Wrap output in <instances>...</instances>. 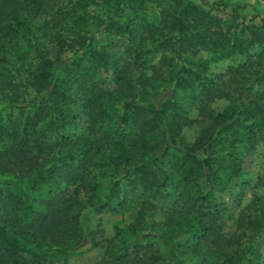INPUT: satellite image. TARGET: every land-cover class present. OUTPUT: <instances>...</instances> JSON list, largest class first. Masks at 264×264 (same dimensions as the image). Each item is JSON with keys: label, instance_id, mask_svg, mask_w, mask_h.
Masks as SVG:
<instances>
[{"label": "trees", "instance_id": "1", "mask_svg": "<svg viewBox=\"0 0 264 264\" xmlns=\"http://www.w3.org/2000/svg\"><path fill=\"white\" fill-rule=\"evenodd\" d=\"M148 4H156V17ZM91 19H100L103 42L90 32ZM232 23L194 0H0V140L9 139L0 146V264H69L91 244L83 211L113 210L122 184L141 189L132 233L156 201L167 202L157 235L164 249L152 234L128 242L118 230L87 264H207L186 259L207 250L220 264L251 261L264 238V194L241 207L243 188L230 205L217 187L241 177L235 143L248 151L264 144V23L238 32ZM169 49L174 57L164 55ZM197 49L212 61L243 60L228 66L226 78H210L206 61L195 69L181 61ZM170 65L175 71L165 75ZM158 80L165 87L157 93ZM177 88L196 89L197 119L180 107ZM220 99L227 105L215 111ZM14 109L20 119L11 122ZM203 120L192 143L179 137ZM222 155L231 158L228 172L213 166ZM100 177H108L104 195ZM234 207L241 208L226 234L222 221Z\"/></svg>", "mask_w": 264, "mask_h": 264}, {"label": "rangeland", "instance_id": "2", "mask_svg": "<svg viewBox=\"0 0 264 264\" xmlns=\"http://www.w3.org/2000/svg\"><path fill=\"white\" fill-rule=\"evenodd\" d=\"M196 4H198L201 8L209 11L211 16L220 20L222 24H234L233 31H239L243 27L253 26V25H261L264 23V17H262L263 3L262 0H194ZM149 12L153 17H156V4H148ZM94 7V6H93ZM92 7V8H93ZM99 17V16H98ZM107 14L103 15L105 19ZM100 19H91L89 22V30L94 36L102 40H105V36L100 27ZM225 25H223L224 28ZM213 30H216L213 27ZM173 50L169 49L164 53L167 57H174L175 54L172 52ZM162 53L156 52L152 57L151 61L147 63V67L161 57ZM183 58L181 59L182 63L190 68H196V66H200V64L204 61L207 62L205 67V73L210 77L214 78L216 74H222L225 77V71L229 65H235L241 60H243L242 56H234L232 59L227 60H218L212 61L210 59V53L197 49L193 52H186ZM177 59L173 60V63H179ZM147 73L150 74L149 68L147 69ZM145 70V71H146ZM165 75H169L175 69L170 66H164L161 70ZM137 76V73L135 74ZM106 76V77H105ZM106 78V88L108 90L114 89V84L112 82V78L106 74L104 75ZM226 78V77H225ZM153 91L161 92L165 87V84L161 82V80L155 81L153 86ZM195 88L188 89H176V100L178 101L180 107L184 111V113L190 119H197L198 113L196 109V105L198 104V100L195 99ZM33 94L30 92V96ZM227 105V101L220 99L216 100L211 104V107L215 111L222 110ZM20 114L18 109H14V114L12 116L11 122L19 121ZM1 123V122H0ZM208 120H203L202 122H194L189 126H186L182 129L180 138L185 143H192L195 139L199 128L203 125H206ZM162 137V130L153 132L149 135V140L151 144H158ZM3 144H9V139L2 138L0 140V146ZM221 145L224 148H227L225 141L221 142ZM235 159L240 161V166L242 168L241 177H237L232 179V182L229 184H219L218 191L220 198L222 200H226L230 205L234 202L239 189L243 188L245 191V196L242 199L241 207L248 204L253 194H264V187H258L254 189L257 179L259 177L264 180V144L259 143L253 151H248L247 147L243 145V143L237 142L235 143ZM174 152V151H173ZM174 154H178L174 152ZM172 159L171 156L164 157V163L166 166H169L168 161ZM230 157L225 155L220 156L213 162V166L218 170H222V172H228L229 169L227 166L230 164ZM242 180L248 181V185L242 186ZM100 194H106L108 177H100ZM118 199L114 198L111 201L112 206H114L113 210L105 209L101 213H95L92 208L87 207L83 213L85 216L86 224L89 227L90 231L88 234V239L86 241L85 246H88L82 253H77L72 255L69 258V264H87L89 262L97 261L103 256L105 245L107 244L109 239L115 238L116 233L120 230L121 238L125 239L128 242H133L142 238V234L149 233L152 234L150 239L155 241L159 245H162V239H160L157 235L163 236L164 232L160 231L162 228L160 227V221L163 218L164 213L168 208V204L165 201H156L158 203V209L147 211L145 216L142 218L143 220V228L138 229V233H132L130 230V224L134 223L135 219L138 216V211L140 210L142 204V195L141 189L139 187L132 188L130 186L122 184L119 190ZM125 200V207L118 208L117 204L119 201ZM241 207H234L228 210L225 213V216L222 221V229L226 234H230L236 224L237 214ZM164 238L166 236L164 235ZM164 249V246L162 245ZM210 251L204 252L197 258H194L189 255L186 256L191 263H196V261H200L202 258L206 257L207 264H220L219 258L215 255L209 253ZM211 254V255H209ZM247 264H264V238L259 241L257 244L256 250L251 256V261Z\"/></svg>", "mask_w": 264, "mask_h": 264}, {"label": "built area", "instance_id": "3", "mask_svg": "<svg viewBox=\"0 0 264 264\" xmlns=\"http://www.w3.org/2000/svg\"><path fill=\"white\" fill-rule=\"evenodd\" d=\"M262 3H263V5H262L263 6V10H262L261 14H262V17H264V0H262Z\"/></svg>", "mask_w": 264, "mask_h": 264}]
</instances>
